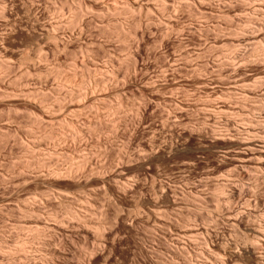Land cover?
Instances as JSON below:
<instances>
[{
    "label": "rangeland",
    "instance_id": "1",
    "mask_svg": "<svg viewBox=\"0 0 264 264\" xmlns=\"http://www.w3.org/2000/svg\"><path fill=\"white\" fill-rule=\"evenodd\" d=\"M133 1L0 0L1 246L49 264L69 220L100 239L67 264H264V0Z\"/></svg>",
    "mask_w": 264,
    "mask_h": 264
},
{
    "label": "bare ground",
    "instance_id": "2",
    "mask_svg": "<svg viewBox=\"0 0 264 264\" xmlns=\"http://www.w3.org/2000/svg\"><path fill=\"white\" fill-rule=\"evenodd\" d=\"M122 1V0H121ZM165 2H166V0H164ZM165 2H162V3H165ZM188 2V1H187ZM129 3V2H128ZM140 3V2H139ZM189 3V2H188ZM129 4H131V5H136L137 4V1H133V0H131V2L129 3ZM139 5V4H138ZM166 5V4H165ZM82 6V5H81ZM168 6H170L169 4H168ZM139 7H140V5H139ZM130 8V7H129ZM162 9V7H159V9ZM165 8V7H164ZM163 8V9H164ZM71 9V8H70ZM86 9V8H85ZM147 10H148V8H146ZM127 10V9H126ZM140 10V9H139ZM138 10V11H139ZM152 10V9H151ZM83 11V10H82ZM143 11V10H142ZM163 11V10H162ZM78 12V11H77ZM76 12V13H77ZM118 12V11H117ZM125 12V11H124ZM154 12V11H153ZM262 12V11H261ZM71 13V12H70ZM75 13V14H76ZM128 13V12H127ZM79 14V13H78ZM115 14V13H114ZM161 14V13H160ZM84 15V14H83ZM148 17V16H147ZM65 18V17H64ZM75 18V17H74ZM78 18V17H77ZM62 19V18H61ZM134 19V18H133ZM72 20H74V19H72ZM70 21V20H69ZM108 23V22H107ZM131 24V23H130ZM140 24V20H139V23H138V25ZM147 24V23H146ZM74 25V24H73ZM78 25V24H77ZM128 25V24H127ZM137 25V24H136ZM141 25V24H140ZM139 25V26H140ZM164 25V24H163ZM71 26V25H70ZM165 26H167V25H165ZM168 27V26H167ZM53 28V27H52ZM255 28V27H254ZM47 31V30H46ZM137 31V30H136ZM136 31H135V33H136ZM49 32V31H48ZM124 32V31H123ZM125 33V32H124ZM127 33V32H126ZM125 33V34H126ZM57 34V33H56ZM48 35H49V33H48ZM47 35V36H48ZM49 37L51 38V39H53V40H56V38H57V36L56 35H49ZM132 37V36H131ZM58 40V39H57ZM56 40V41H57ZM259 41V40H258ZM55 42V41H54ZM60 42H62V41H60ZM62 44V43H61ZM65 47V46H64ZM6 49V48H5ZM39 50V49H38ZM239 50V49H238ZM244 52V51H243ZM236 54V53H235ZM246 54V53H245ZM264 55V54H263ZM40 56V55H39ZM235 57V56H234ZM42 58V57H41ZM36 61V60H35ZM24 62H25V59H24ZM3 64V63H2ZM8 64V63H7ZM9 69V68H8ZM59 73V72H58ZM61 78V77H60ZM98 83V82H97ZM83 92V91H82ZM252 92V91H251ZM29 93V92H28ZM67 95V94H66ZM74 95V94H73ZM79 95H81V94H79ZM244 95V94H243ZM264 95V94H263ZM71 98V97H70ZM264 98V97H263ZM261 100V99H260ZM43 101V100H42ZM58 101V100H57ZM62 103V102H61ZM79 103V102H78ZM264 103V102H263ZM50 104V103H49ZM80 104V103H79ZM262 106V105H261ZM264 106V105H263ZM53 108V107H52ZM75 113V112H74ZM63 115V114H62ZM49 116V115H48ZM249 116V115H248ZM53 117V116H52ZM250 117V116H249ZM248 117V118H249ZM254 119V118H253ZM38 120H39V118H38ZM51 120V119H50ZM61 120V119H60ZM251 120L249 119V121L248 122H250ZM45 122V121H44ZM53 122V121H52ZM68 122V121H67ZM252 122V121H251ZM250 122V123H251ZM255 122H257V121H255ZM49 124V123H48ZM64 125V124H63ZM75 126V125H74ZM67 127H69V126H67ZM252 127V126H251ZM256 127V126H255ZM264 127V126H263ZM262 127V128H263ZM41 128V127H40ZM84 128V127H83ZM253 128V127H252ZM256 129V128H255ZM250 130H252V129H250ZM254 130V129H253ZM248 131V134H249V130H247ZM40 132V131H39ZM72 132V131H71ZM259 132V131H258ZM52 133V132H51ZM54 133V132H53ZM214 133V132H213ZM251 133V132H250ZM260 134H262V137L260 136V138L259 139H261V140H259L258 139V141L257 140H255L256 142H259V141H261L260 142V145L258 144H256L255 143V141H254V139L253 140H250V138L247 140V142H245L244 141V145H245V147L247 148V150L249 151V154L247 155L246 154V152L247 151H244L245 150V148H244V154H246L245 156H243V159H245V158H247V159H245V160H247V161H250V160H252V162H253V160H255V159H253L254 158V156L256 157V159H259L258 157H260V158H263L264 159V129H263V131L260 133ZM54 135V134H53ZM81 135V134H80ZM216 135V134H215ZM82 136V135H81ZM259 136V135H258ZM44 137H45V135H44ZM53 137V136H52ZM57 137V136H56ZM81 139V138H80ZM61 140V139H60ZM77 140V139H76ZM85 141V140H84ZM45 142V141H44ZM47 142V141H46ZM45 142V143H46ZM50 142V141H49ZM83 142V141H82ZM40 143V142H39ZM78 143V142H77ZM82 146V145H81ZM256 146H260L259 147V149H256L257 147ZM59 147V146H58ZM79 148V147H78ZM84 149V148H83ZM38 150V149H37ZM36 151V150H35ZM39 151V150H38ZM164 151V150H163ZM172 152V151H171ZM170 152V153H171ZM46 153V152H45ZM241 153V152H240ZM242 153V154H243ZM34 154V153H33ZM54 154H56V153H54ZM58 154V153H57ZM242 154H240V155H242ZM40 155V154H39ZM51 155V154H50ZM236 156H237V154H235ZM47 156V155H46ZM79 156V155H78ZM84 156V155H83ZM235 156V157H236ZM44 157V156H43ZM240 157V156H239ZM48 158V157H47ZM252 158V159H251ZM83 159H84V157H83ZM89 158H87V160H88ZM234 159V158H233ZM236 159H238V158H236ZM242 159V158H241ZM262 159V160H263ZM54 160V159H53ZM71 160V159H70ZM79 160V159H78ZM77 160V161H78ZM85 160H86V157H85ZM84 160V162L81 160V162H76V165H74V166H70L68 169H65V170H62V168L61 169H59V168H53L51 171H50V176H52V178L54 179V178H57V180H58V178L60 179V178H64V177H66V179H67V177H70V178H73V176H75L74 174H78V173H86V170L88 171V173H93L94 174V172L97 170V168L95 169V168H89V166H88V168L86 167L87 165H88V163H91V161H90V159H89V161H85ZM239 160V159H238ZM39 161V160H38ZM48 161V160H47ZM76 161V160H75ZM236 161V160H235ZM240 161H242V160H240ZM258 161V160H257ZM40 162V161H39ZM237 162V161H236ZM245 162V161H244ZM243 162V163H244ZM42 163V162H41ZM40 163V164H41ZM51 163V162H50ZM78 163V164H77ZM258 163H260V162H258ZM29 164V163H28ZM39 163H38V165H40ZM41 165H43V164H41ZM92 165V164H91ZM254 167V166H253ZM252 167V168H253ZM237 168V167H236ZM251 168V167H250ZM256 168H259V167H256ZM99 169V168H98ZM260 169V168H259ZM261 170V169H260ZM83 171V172H82ZM244 171V170H243ZM98 172V171H97ZM84 173V174H85ZM100 172H98V173H95V175L96 174H98V175H100L99 174ZM257 173V172H256ZM87 174V173H86ZM91 174H88V175H91ZM229 174V173H228ZM253 174V173H252ZM122 175V174H121ZM47 176V175H46ZM41 177V176H40ZM113 178H119L120 176L118 175V173H117V175H113L112 176ZM257 177V176H256ZM74 178H76V177H74ZM97 178H100V177H98L97 176ZM104 178V177H103ZM103 178L101 177V180H103ZM258 178V177H257ZM262 178H263V176H262ZM38 179V178H37ZM41 179V178H40ZM43 179V178H42ZM45 179V178H44ZM52 179V180H53ZM209 179V178H208ZM55 181H57L56 179H54ZM70 180V179H69ZM225 180V179H224ZM47 181V180H46ZM54 181V182H55ZM74 181H75V179H74ZM116 181V180H115ZM232 181V180H231ZM50 182V181H49ZM53 182V181H52ZM52 182H50V183H52ZM253 182V181H252ZM43 183V182H42ZM50 183H48V184H50ZM45 184V183H44ZM79 184V183H78ZM234 184V183H233ZM52 185H54L53 183H52ZM55 186V185H54ZM53 186V187H54ZM161 186H163V185H161ZM215 186H217V185H215ZM220 187V186H219ZM218 187V188H219ZM224 187V186H223ZM217 188V189H218ZM221 188H222V186H221ZM221 188H220V190H221ZM246 188V187H245ZM163 189V188H162ZM161 189V190H162ZM223 189H225V188H222V190ZM261 189V188H260ZM219 190V189H218ZM227 190V189H226ZM164 191H166V189H163V192ZM215 191V190H214ZM217 191V190H216ZM224 191V190H223ZM223 191H221V192H223ZM237 191H238V187H236V186H231V188L228 190V193L230 194V196H232L233 194H236L237 193ZM159 192H160V190H159ZM192 192V191H191ZM190 192V193H191ZM167 192H165V193H163L162 194V191H161V193L160 194H162V195H159V200H161L162 198L163 199H166L168 202H170V199L168 200V198H170L169 197V193L168 194H166ZM227 193V192H226ZM219 194V193H218ZM224 194V193H223ZM228 194V195H229ZM66 195V194H65ZM221 195V194H220ZM227 195V194H226ZM228 195H227V201H228ZM48 196V195H47ZM68 196V195H67ZM239 196V195H238ZM58 197H59V195H58ZM156 197V196H155ZM162 197V198H161ZM49 198V197H48ZM161 198V199H160ZM37 199V198H36ZM56 199V198H55ZM156 199V198H155ZM8 200V199H7ZM47 200V199H46ZM49 200V199H48ZM57 200V199H56ZM58 201V200H57ZM61 202H60V204L61 203H66L65 202V200H64V202H62L63 200H60ZM153 201H154V199H153ZM165 201V200H164ZM163 201V202H164ZM225 201V200H224ZM81 202V201H80ZM156 202V201H155ZM205 202V201H204ZM246 202V201H245ZM40 203V202H39ZM154 203V202H153ZM162 203V202H161ZM26 204V203H25ZM81 204H83V203H81ZM86 204V203H85ZM226 204V203H225ZM62 205V204H61ZM84 205V204H83ZM216 205V204H215ZM219 205V204H218ZM29 206V205H28ZM37 206V205H36ZM64 206H65V204H64ZM63 206V207H64ZM220 206V205H219ZM218 206V207H219ZM246 206V205H245ZM61 207V206H60ZM62 207V208H63ZM67 207V206H66ZM65 208V207H64ZM68 209H69V207H67ZM220 208V207H219ZM229 208H230V206H229ZM30 209V208H29ZM248 209V208H247ZM19 210V209H18ZM251 210V209H250ZM256 210V209H255ZM31 212H36V211H32V210H30ZM30 211L29 210H27V212H29L30 213ZM74 211V210H73ZM218 211V210H217ZM15 212V211H14ZM66 213H69L68 212V210L67 211H65ZM81 212V211H80ZM7 213V212H6ZM23 214V213H22ZM31 214V213H30ZM70 215H73V218H77V216L79 217V215L76 213V212H72L71 210H70V213H69ZM79 214H81V213H79ZM87 214V213H86ZM35 215V214H34ZM39 215V214H38ZM68 215V214H67ZM66 215V216H67ZM26 216V215H25ZM66 216H65V218H66ZM75 216V217H74ZM84 216V215H83ZM31 217V216H30ZM53 217V216H52ZM70 217V216H69ZM57 218V217H56ZM70 218H72V216L70 217ZM75 218V219H76ZM80 219V218H79ZM79 219H78V221H79ZM85 219V218H84ZM106 219V218H105ZM108 219V218H107ZM250 219V218H249ZM257 219V218H256ZM259 220V219H258ZM28 221V220H27ZM39 221V220H38ZM57 221H59V220H57ZM68 221V222H67ZM66 221V223H65V225L63 226V224H60V225H62V227H60L59 225L58 226H56L55 225V227H53L54 228V230H56L58 233H60L59 235H61L62 236V238H63V240L61 239V241L59 242L61 245V247H63V250L61 251V253L59 252V251H56V249L52 252V251H50L51 253V257H49V258H51V259H46L45 261H49L51 264H55L54 262H53V260H55V258L57 259V261H58V259L59 260H62V261H58V264H67V262L66 261H70V252H68V253H66V254H64L66 251H64V247H66V246H69L68 245V242H67V240H70L71 241V239L72 240H78V241H80L82 238H83V236H82V238H81V235L82 234H78L77 232H75V228H74V226L72 225V222L71 221H69V220H67ZM72 221H73V219H72ZM75 221V220H74ZM77 221V222H78ZM80 221H81V219H80ZM106 221V220H105ZM150 221V220H149ZM82 222V221H81ZM37 223V222H36ZM76 223V222H75ZM105 223V222H104ZM218 223V222H217ZM44 224V223H43ZM75 225V224H74ZM106 225V224H105ZM225 225V224H224ZM249 225V224H248ZM78 226V225H77ZM84 226H86L87 227V225H84ZM107 226V225H106ZM234 226V225H233ZM27 227V226H26ZM109 227V226H108ZM207 227V226H206ZM29 228V227H28ZM81 228V227H80ZM89 228V227H88ZM12 229H14V228H12ZM44 229V228H43ZM52 229V228H51ZM83 229V228H82ZM84 229H85V227H84ZM104 229V225H103V223L102 224H100V225H98V226H96L95 228H94V230L93 231H96L97 232V237H98V235H99V232H104L105 230H103ZM106 229V228H105ZM237 229V228H236ZM255 229V228H254ZM42 230V229H41ZM45 230V229H44ZM77 230H78V228H77ZM76 230V231H77ZM80 230V229H79ZM86 230V229H85ZM88 230V229H87ZM89 230H90V228H89ZM196 230V229H195ZM52 231V230H51ZM84 231V230H83ZM258 231V230H257ZM257 231H255V232H257ZM262 232H264V230H261ZM21 232V231H20ZM23 232V231H22ZM79 232V231H78ZM258 232H260V231H258ZM257 232V234H259ZM262 232H260V233H262ZM55 233V232H54ZM94 234H95V232H93ZM106 233V232H105ZM25 234V233H24ZM84 234H85V237L83 238L84 240V244H85V242H87V240H89L90 238H93V235L94 234H91V233H89L88 231L87 232H84ZM102 234H104V233H102ZM261 235H263L264 236V233H262ZM55 236V235H54ZM250 236V235H249ZM102 237H104V236H102ZM203 237V236H202ZM20 238V237H19ZM36 237H32V238H30V239H27V238H25L26 240H24V239H19L20 240V242L17 244L18 245V250L20 251V253L21 254H24V259H26V258H28L27 257V254H25V252H30V251H26V249L29 247V245L32 243V241L35 239ZM43 238V237H42ZM194 238V237H193ZM94 239V238H93ZM100 239V238H99ZM98 238L96 239V240H99ZM106 239V238H105ZM18 240V241H19ZM58 240H60V239H58ZM86 240V241H85ZM95 240V239H94ZM93 240V241H94ZM95 240V241H96ZM102 240V239H101ZM101 240H100V242H101ZM263 240V239H262ZM95 241H94V243H95ZM252 241V240H251ZM34 242V241H33ZM40 242V241H39ZM38 242V243H39ZM82 242V241H81ZM104 242V241H103ZM106 242V241H105ZM249 242V241H248ZM89 243V242H88ZM97 243L99 244V242L97 241ZM96 243V244H97ZM113 243V242H112ZM222 243V242H221ZM101 244H102V248L103 249H105V250H108L109 251V247H111L112 245L110 244V246L109 245H107V243H102L101 242ZM246 244V243H245ZM252 244V243H251ZM256 244V243H255ZM0 246H1V243H0ZM56 246V245H55ZM98 246V245H97ZM254 246V245H253ZM1 247H3V246H1ZM0 247V251H1V248ZM31 247V246H30ZM29 247V248H30ZM87 247V246H86ZM101 246H99V248H100ZM252 247V246H251ZM256 247V246H255ZM13 248V247H12ZM38 248V247H37ZM36 248V249H37ZM40 248V247H39ZM83 248V247H82ZM96 248V247H95ZM223 248V247H222ZM59 249V248H58ZM66 249H67V247H66ZM87 249H89L88 247H87ZM97 249V248H96ZM103 249H101V251L103 250ZM186 249V248H185ZM2 250H4L5 251V255H7L8 254V256H9V258L7 259L8 260V263L9 264H13V263H15L14 262V251H15V249H11V248H8V247H3V249ZM16 250H17V248H16ZM49 250H51V249H49ZM53 250V249H52ZM75 250V249H74ZM90 250V251H89ZM89 250H86V251H89L90 252V254H92V252L94 253V251H95V249L91 252V250L92 249H89ZM112 250H113V248H112ZM112 250H110L111 252H112ZM224 250V249H223ZM18 251V252H19ZM101 251H100V253H101ZM109 251V252H110ZM47 252V251H46ZM62 252H64V253H62ZM89 252H87V253H89ZM96 252H99V250L98 251H96ZM105 251H102V253H104ZM108 252V253H109ZM111 252L109 253L110 255H111ZM1 253H2V251H1ZM102 253H101V255H102ZM68 254V255H67ZM90 254H89V256H90ZM106 256L105 257H103V258H106L104 261H103V259H102V261H101V259H100V261L103 263V262H105V263H108L109 262V260H110V255L109 254H106V253H104ZM187 254V253H186ZM199 254H201V253H199ZM216 254V253H215ZM20 255V254H19ZM29 255V254H28ZM34 255V254H33ZM46 255V254H45ZM85 255V254H84ZM109 255V256H108ZM203 255V254H202ZM7 256V257H8ZM31 256V255H30ZM92 256V255H91ZM94 256V255H93ZM99 256V255H98ZM103 256V255H102ZM201 256V255H200ZM6 257V258H7ZM47 257V256H46ZM55 257V258H54ZM74 257V256H73ZM80 257V256H79ZM101 257V256H100ZM214 257V256H213ZM39 258V257H38ZM96 258V257H95ZM187 258V257H186ZM19 259H21V258H19ZM217 259V258H216ZM222 259V258H221ZM224 259V258H223ZM187 260V259H186ZM215 260V259H214ZM29 261H31V258H29V259H26V262L25 263H27V264H29V263H31V262H29ZM38 262L37 263H39V260H37ZM47 261V263H49ZM56 261V260H55ZM56 261V262H57ZM24 262V261H23ZM29 262V263H28ZM89 262H92V260L91 261H89ZM95 262V261H94ZM97 262V261H96ZM22 263V262H21ZM36 262L34 261V264H35ZM36 263V264H37ZM42 263H44V262H42ZM41 263V264H42ZM49 263V264H50ZM72 263H73V261H72ZM80 263V262H79ZM104 263V264H105ZM110 263V262H109ZM108 263V264H109ZM1 264V263H0ZM16 264V263H15ZM82 264H83V262H82ZM86 264V263H85ZM88 264H90V263H88ZM93 264H95V263H93ZM99 264H101L100 262H99ZM193 264V263H192Z\"/></svg>",
    "mask_w": 264,
    "mask_h": 264
}]
</instances>
